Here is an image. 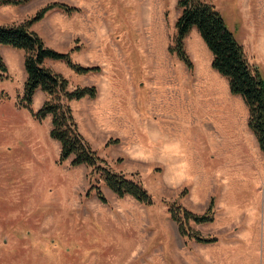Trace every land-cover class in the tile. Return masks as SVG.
Returning a JSON list of instances; mask_svg holds the SVG:
<instances>
[{"label":"rangeland","instance_id":"obj_1","mask_svg":"<svg viewBox=\"0 0 264 264\" xmlns=\"http://www.w3.org/2000/svg\"><path fill=\"white\" fill-rule=\"evenodd\" d=\"M54 1L79 11L55 8L35 30L51 48H77L72 59L100 71L47 65L66 66L70 88L97 86L96 98L69 102L79 129L103 165L140 182L154 202L118 197L99 174L91 179V167L59 163L50 116L38 121L18 103L25 66L2 55L9 77L0 80V264H264V153L243 98L212 68L197 29L184 42L192 69L169 51L178 0H28L22 9L31 16ZM207 1L264 78V0ZM40 102L33 99V110ZM88 102L90 119L95 110L104 124L95 130ZM92 181L107 202L88 194ZM211 200L214 221L190 226L218 240L181 235L170 206L201 214Z\"/></svg>","mask_w":264,"mask_h":264},{"label":"trees","instance_id":"obj_2","mask_svg":"<svg viewBox=\"0 0 264 264\" xmlns=\"http://www.w3.org/2000/svg\"><path fill=\"white\" fill-rule=\"evenodd\" d=\"M27 2L28 0H0V6L21 5ZM178 6L182 9V13L175 23L176 35L169 51L175 53L189 69H192L193 62L185 49L184 42L192 29H197L213 55L212 68L227 78L232 94L243 98L249 111L248 126L264 153V78L259 69L250 64L244 46L228 29L221 13L213 4L207 0H178ZM54 8H59L67 14L79 11L75 5L54 1L45 4L22 22L0 23V44L25 51L24 66L27 79L18 103L28 109L38 121L51 116L49 135L60 143L59 163L70 160L72 166L91 167V179L99 174V178L118 197L132 196L140 203L151 205L154 201L149 191L140 182L129 179L103 165L106 164V160L98 155L79 129L69 102L84 97L96 98L98 96L97 86L70 88L67 77L44 64L45 59L50 58L65 62L70 69L80 75L100 71V66H85L75 62L71 54L77 48L73 47L68 52L55 50L47 46L43 37L32 29L33 24L41 21ZM0 72V80L9 77L8 67L1 54ZM38 89L46 92L49 98L35 111L32 103ZM97 179L98 177L95 180ZM93 182H91L88 194L95 191L100 201L107 202L103 191ZM169 212L178 224L181 235L201 243H214L218 240L216 236H204L190 226V221L197 224L214 221V200L210 201L207 210L201 214L176 204L170 206Z\"/></svg>","mask_w":264,"mask_h":264},{"label":"crops","instance_id":"obj_3","mask_svg":"<svg viewBox=\"0 0 264 264\" xmlns=\"http://www.w3.org/2000/svg\"><path fill=\"white\" fill-rule=\"evenodd\" d=\"M22 5L24 6V4H21V5H2L0 6V23L1 24H12V23H18L17 21H22L24 18H26L27 16H29L27 13V11L23 10L22 8ZM55 9V8H54ZM59 9V8H57ZM53 10V9H52ZM52 10H50L48 13H50ZM61 10V9H60ZM63 11V10H62ZM65 12V11H64ZM78 12V11H77ZM47 13V14H48ZM66 13V12H65ZM75 13V12H74ZM47 14L45 15V17L42 19L44 20L47 16ZM67 14V13H66ZM68 15H71V14H68ZM41 20V21H42ZM40 22V21H39ZM37 23L33 24L32 26V29L35 30L34 28V25L36 26ZM36 31V30H35ZM208 48V47H207ZM206 48V49H207ZM72 49V48H71ZM70 49V50H71ZM56 50V49H55ZM58 50V49H57ZM68 50V51H70ZM58 51H61V52H68L67 50H58ZM207 52L209 54H212L210 50L207 49ZM0 54L3 55L5 57L6 55V58L8 59H15L20 65H21V62H22V65L24 63V58H25V51L23 49H18V48H14V47H11V46H8V45H3V44H0ZM213 56V55H212ZM3 57V58H4ZM5 58V59H6ZM50 61H60V60H54V59H50V58H47L45 59V62L44 64L49 67L47 64L50 62ZM63 62V61H62ZM66 64V63H65ZM58 65V64H57ZM67 65V64H66ZM65 66V65H64ZM51 68V67H49ZM67 67L65 66L64 69H58V68H55L57 70V72L61 73V74H64L65 76L68 77V74H67ZM53 69V68H51ZM69 69V68H68ZM54 70V69H53ZM55 70V71H56ZM70 71L72 69H69ZM24 71H25V68H24ZM73 71V70H72ZM22 73V76H23V80L26 81L27 79V73L26 72H21ZM219 73V72H218ZM220 74V73H219ZM221 76V75H220ZM223 77V76H222ZM227 80V79H226ZM228 89H229V84H228ZM230 90V89H229ZM46 96V97H45ZM49 96V95H48ZM45 98H49L47 97V93L44 92L43 90L41 89H38L34 95V102H39L41 101L39 104L42 106V104L44 103V101L46 100ZM88 97H84L80 100H83ZM96 102V101H95ZM94 102V103H95ZM94 103H91V102H88V103H85L86 105L85 106V109H88L87 110V114L88 115L87 119V123L92 127V130H95V129H98L100 124L104 125L103 124V121L101 120V118H99V116H97V112L95 110H93V117L90 119V110L92 107H93V104ZM39 105V107H41ZM39 109V108H38ZM49 117V116H48ZM48 125H49V128H51V116H50V121H48ZM107 128H109V126H107ZM50 130V129H49ZM86 139V138H85ZM52 140L54 141V143L59 146V141L55 140L52 138ZM87 140V139H86ZM88 141V140H87ZM89 142V141H88ZM90 143V142H89ZM164 143V141H163ZM91 144V143H90ZM177 145V144H176ZM92 146V145H91ZM179 146V145H178ZM93 147V146H92ZM61 150V149H60Z\"/></svg>","mask_w":264,"mask_h":264}]
</instances>
